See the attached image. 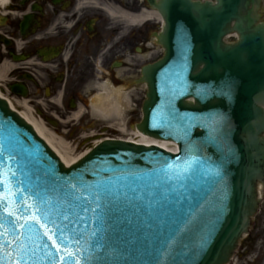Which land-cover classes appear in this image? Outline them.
Returning a JSON list of instances; mask_svg holds the SVG:
<instances>
[{"label":"water","instance_id":"obj_1","mask_svg":"<svg viewBox=\"0 0 264 264\" xmlns=\"http://www.w3.org/2000/svg\"><path fill=\"white\" fill-rule=\"evenodd\" d=\"M259 6L260 0L161 1L166 53L145 70L149 93L137 128L173 141L167 152L107 141L66 168L29 121L0 100V237L7 242L0 264H226L264 182ZM231 33L239 41L226 44ZM229 82L235 87L226 101L195 94L225 90ZM174 95L181 115L213 114L203 134H186L185 122L169 115Z\"/></svg>","mask_w":264,"mask_h":264},{"label":"flooded vegetation","instance_id":"obj_2","mask_svg":"<svg viewBox=\"0 0 264 264\" xmlns=\"http://www.w3.org/2000/svg\"><path fill=\"white\" fill-rule=\"evenodd\" d=\"M149 9V0H13L0 13L1 90L24 88L61 116L117 91L132 100L157 29ZM256 227L238 251L243 264H264V200Z\"/></svg>","mask_w":264,"mask_h":264},{"label":"bare ground","instance_id":"obj_3","mask_svg":"<svg viewBox=\"0 0 264 264\" xmlns=\"http://www.w3.org/2000/svg\"><path fill=\"white\" fill-rule=\"evenodd\" d=\"M9 2L10 0H0V10L6 7L9 4ZM9 105L11 109L14 112H16L20 117L25 118L29 121L31 127L36 131L38 136L48 144L49 147L54 148L55 154L58 156V158L62 161V163L66 167H70L73 164L77 163L78 160H80L84 156L83 155L84 153L77 157L72 156V150L70 149L69 144L65 143V141L56 137V135H54L50 130H48L45 123L34 114L31 108L28 107L26 102H21V103L11 102L9 103ZM100 106H96L95 110L100 111L102 109ZM112 110L114 111L113 107ZM117 110L120 111L121 109L118 108ZM111 112L112 111H110L109 113ZM81 113L82 112L79 111L76 115H74V118L80 117ZM131 142L144 146H156L165 151L169 150V148L173 143L170 141L155 140L146 137L142 134H139L138 137L133 139V141Z\"/></svg>","mask_w":264,"mask_h":264},{"label":"snow or ice","instance_id":"obj_4","mask_svg":"<svg viewBox=\"0 0 264 264\" xmlns=\"http://www.w3.org/2000/svg\"><path fill=\"white\" fill-rule=\"evenodd\" d=\"M194 87V86H193ZM235 87L234 83L229 82L228 85L226 86L225 90H218L215 86L212 88H202V89H197L196 90V95L201 99V100H210V99H214L219 97L220 99L223 100H227L228 96L231 95V91L232 88ZM177 95H179V93H177ZM176 99V95H174L172 97V99L169 101V105H170V113L169 115L177 120V121H181V122H185V133L187 134L189 131L196 129L201 131V133L203 134L204 131L207 130V122L209 120L213 119V114H209L208 116L204 117H196L194 115H188V114H183L181 115L179 112L176 111L175 105L172 103V101H174ZM218 122L220 124H223V114L221 113H216L215 114ZM198 120H203V123H199L197 122ZM150 127L155 128H161L163 127V125H150ZM208 139L211 141L213 139V137L209 136ZM70 171H75V170H70ZM161 171H163V169H161ZM70 175V172L68 173ZM3 173L2 171H0V177H2ZM55 179V178H54ZM71 179L73 180H78L77 177H71ZM129 179L135 183L137 181V177L136 176H131L129 177ZM3 181L2 179H0V186H2ZM107 191V190H106ZM45 235H47V233H45ZM58 235V233H57ZM49 239H52V237H49ZM7 242L2 241V237H0V247L3 246V244H6ZM56 240H53V244L55 245Z\"/></svg>","mask_w":264,"mask_h":264},{"label":"rangeland","instance_id":"obj_5","mask_svg":"<svg viewBox=\"0 0 264 264\" xmlns=\"http://www.w3.org/2000/svg\"><path fill=\"white\" fill-rule=\"evenodd\" d=\"M260 14H264V9L261 10ZM262 21L264 22V16H262ZM33 112H34V110H33ZM35 115H36V113H35ZM65 120L67 121V119H64V121ZM140 120H141V116H140L139 112L136 110L134 113V123H133L134 125L132 126V128H135V125L138 124L140 122ZM93 123H90L89 125L85 124V125L79 126L80 121L78 119V120H74L72 122H69V124L66 122L60 123L59 124L60 125L59 130L54 131L51 127H48V126H47V128L54 135H56L58 138L65 141V143L69 144L70 149L72 150V156L77 157V156H80L81 154H83L89 148L88 146L91 144L87 139L79 138V135L81 134L83 137L90 135L93 131L91 129H95L97 127L96 123H94V124ZM118 126L120 128H123V126L121 124H119ZM80 129H82V130L79 131ZM129 130H130V127H129ZM119 137L130 139L132 136H130V135L128 136V134H126V135L119 134ZM256 232H257V230H256Z\"/></svg>","mask_w":264,"mask_h":264}]
</instances>
